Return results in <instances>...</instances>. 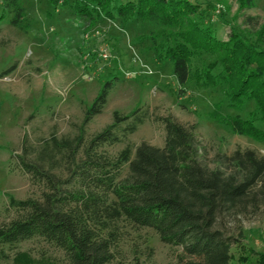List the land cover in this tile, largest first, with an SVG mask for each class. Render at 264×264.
Listing matches in <instances>:
<instances>
[{"label":"trees","instance_id":"trees-1","mask_svg":"<svg viewBox=\"0 0 264 264\" xmlns=\"http://www.w3.org/2000/svg\"><path fill=\"white\" fill-rule=\"evenodd\" d=\"M255 1L239 0L241 9L253 7ZM23 2L2 0L0 19L28 29ZM52 2L71 5L90 19L118 15L125 22L161 25L157 59L171 62L179 92L185 93L194 82L198 89L222 88L233 107L254 101L256 109L248 117L224 114L221 102L216 103L213 116L234 133L264 142V128L259 124L264 123V48L234 26L227 39L218 37L213 24L206 22L211 4L203 7L193 0ZM203 55L210 61L196 65L195 57ZM111 85V80L105 83L74 135L52 134L37 146L23 147L18 155L20 167L33 184L42 187L41 195L11 198L16 215L0 225V259L10 257L4 246L40 238L63 250L66 262L17 251L14 263L113 264L128 225L152 228L164 243L182 247L185 256L180 264H230L232 247L239 239L217 224L226 214L257 212L264 205V156L251 148H237L216 154V165L211 166L201 159L194 126L172 115L158 117L166 130L163 146L141 141L111 154L107 145L123 142L151 115L141 107L127 114L116 110L110 124L89 135L86 127L102 113ZM131 264L146 263L135 255Z\"/></svg>","mask_w":264,"mask_h":264},{"label":"rangeland","instance_id":"rangeland-1","mask_svg":"<svg viewBox=\"0 0 264 264\" xmlns=\"http://www.w3.org/2000/svg\"><path fill=\"white\" fill-rule=\"evenodd\" d=\"M193 1L203 7L212 5L208 6L211 15L206 22L213 24L218 37L227 39L234 26L264 48V0H256L247 9H241L239 0ZM23 5L30 22L28 29L0 19V225L16 215L10 207L12 197L41 195L42 187L33 184L20 167L18 155L23 147L37 146L52 134L74 135L86 109L108 80L112 85L107 103L87 125L89 135L110 124L116 110L127 114L141 107L151 114L123 142L107 145L105 149L111 154L141 141L163 146L166 130L158 117L172 115L194 126L201 159L211 166L216 165V154L237 148H251L264 156L263 141L234 133L213 116L216 103L221 102L224 114L248 117L256 109L254 101L233 107L222 88L198 89L194 82L187 85L185 93L179 92L171 62L157 59L155 46L162 41L161 25L125 22L118 15L90 19L71 5H57L52 0H24ZM210 59L196 56L194 63L203 66ZM259 124L264 128V123ZM217 226L239 239L232 247L230 264H262L264 205L257 212L226 214ZM122 235L113 264H131L135 255L146 264H180L185 256L182 247L164 243L152 228L127 225ZM4 248L10 257L0 259V264H15L17 251L66 262L63 250L40 238Z\"/></svg>","mask_w":264,"mask_h":264}]
</instances>
